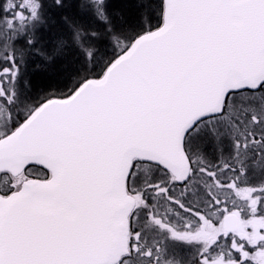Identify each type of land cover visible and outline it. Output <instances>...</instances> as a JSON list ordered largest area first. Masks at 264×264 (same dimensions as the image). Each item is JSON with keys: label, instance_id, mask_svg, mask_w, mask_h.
I'll return each instance as SVG.
<instances>
[{"label": "snow or ice", "instance_id": "obj_1", "mask_svg": "<svg viewBox=\"0 0 264 264\" xmlns=\"http://www.w3.org/2000/svg\"><path fill=\"white\" fill-rule=\"evenodd\" d=\"M0 264H264V0H0Z\"/></svg>", "mask_w": 264, "mask_h": 264}]
</instances>
